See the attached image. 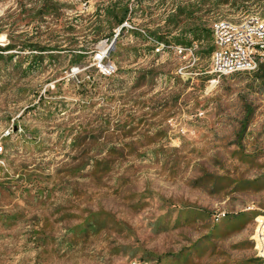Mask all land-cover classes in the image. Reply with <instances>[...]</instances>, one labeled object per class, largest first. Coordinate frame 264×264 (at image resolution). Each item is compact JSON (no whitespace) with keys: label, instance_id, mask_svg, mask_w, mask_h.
<instances>
[{"label":"rangeland","instance_id":"obj_1","mask_svg":"<svg viewBox=\"0 0 264 264\" xmlns=\"http://www.w3.org/2000/svg\"><path fill=\"white\" fill-rule=\"evenodd\" d=\"M56 1L0 0V264H264V59L218 78L209 29L264 0H122L110 49L108 0Z\"/></svg>","mask_w":264,"mask_h":264},{"label":"built area","instance_id":"obj_2","mask_svg":"<svg viewBox=\"0 0 264 264\" xmlns=\"http://www.w3.org/2000/svg\"><path fill=\"white\" fill-rule=\"evenodd\" d=\"M213 39L211 56V73L218 78L238 72L258 71L264 59V16L252 13L233 22L228 18L214 20L209 26ZM120 28L115 34L116 39ZM157 46H164L163 42L153 40ZM111 46L109 47V49ZM103 53L104 56L109 52ZM190 49L187 45L177 47L180 55ZM101 63L103 57L99 55ZM102 65H100L101 67ZM3 152L0 146V154ZM260 256L264 258V219L259 222L256 236L254 237ZM128 264H152L140 259L131 260Z\"/></svg>","mask_w":264,"mask_h":264},{"label":"trees","instance_id":"obj_3","mask_svg":"<svg viewBox=\"0 0 264 264\" xmlns=\"http://www.w3.org/2000/svg\"><path fill=\"white\" fill-rule=\"evenodd\" d=\"M122 0H108L107 1V7L103 8V9H98L96 11V14L98 17H100V19H104V22L106 21V23H109L110 26L109 28L105 31V33H103V30L101 27L96 29V33L97 36H100L101 39H107L110 40L114 37V32L115 29L113 27V25H117V27L120 28V33L122 34V32L127 30V27L123 26V23L129 18L131 9L129 6V3H122ZM34 6L39 9V14H41L42 16H46L47 14L51 15V14H57L59 12V2L56 0H37V2L34 3ZM187 8L182 9L179 6V17L181 16H185L187 17L192 15L191 13H189V11H187ZM77 15H80L78 13H76ZM199 25L196 26L195 29L192 30V34L194 35V38L200 39L203 37V34L205 32V30L203 28H201V24L200 22L198 23ZM119 33L118 37L121 35ZM118 37L116 39V41L118 40ZM99 42V40L95 41V45L92 46L91 48H88L87 50H84L86 54L88 53H94V47L96 46V44ZM160 42H163L162 40ZM192 41H189V44H191ZM180 45H187L186 42L181 43L179 42ZM9 49L13 48L12 46L7 47ZM7 48H2L0 47V57L2 55V52L5 51V49ZM22 49H27V51L35 53V52H43L45 51L44 48H41L38 46V41L37 43H30L28 47H21ZM213 48H211L210 52H212ZM112 54V51L109 52V56Z\"/></svg>","mask_w":264,"mask_h":264},{"label":"water","instance_id":"obj_4","mask_svg":"<svg viewBox=\"0 0 264 264\" xmlns=\"http://www.w3.org/2000/svg\"><path fill=\"white\" fill-rule=\"evenodd\" d=\"M115 42H116V39L113 40L111 47L115 44Z\"/></svg>","mask_w":264,"mask_h":264}]
</instances>
